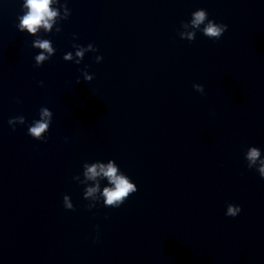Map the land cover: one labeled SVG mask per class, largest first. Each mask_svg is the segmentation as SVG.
Here are the masks:
<instances>
[{"label": "clouds", "instance_id": "obj_1", "mask_svg": "<svg viewBox=\"0 0 264 264\" xmlns=\"http://www.w3.org/2000/svg\"><path fill=\"white\" fill-rule=\"evenodd\" d=\"M54 0H24L22 8L24 14L18 17L19 23L17 28L20 32H27L28 34L35 35L41 27L46 31L52 29L53 24L57 17L63 20H67L71 15V10L67 7V0L65 3L60 4V8L63 9V16L60 14V9L50 8V5ZM58 3L59 0H56ZM203 25V27H201ZM191 27L193 31L179 32L181 39H187L193 41L196 38V32L200 31L202 34L209 39L219 40L223 34L227 31L228 25L223 23H216L214 20L208 18V13L204 9H198L191 14V19L188 22H181L182 28ZM57 33L61 31V28H57ZM78 47L76 56L83 58L84 52L87 50L97 51L92 45L88 44L87 49ZM33 48L43 50L40 54L34 57L35 65L37 67L42 66L48 61L55 53L54 49L49 40L36 39L32 43ZM47 53V55H45ZM65 61L72 59V54L67 53L63 56ZM96 62L99 63L103 57L96 56ZM76 64L81 63V59L75 61ZM85 81H91L92 75H89L87 71L82 72ZM79 83V80H77ZM43 82L41 81V85ZM193 88L200 93H204V87L201 84H193ZM39 119L34 120L31 125L28 126L27 134L35 140L46 142V135L49 131L52 123L53 113L46 107L39 109ZM26 123L23 115L12 117L8 120L9 126L15 131L17 124L24 125ZM244 158L247 162L249 169H255L259 176L264 179V156L261 154V149L256 146H250L247 148ZM107 178L109 187H105L101 193L103 197V205L105 207L119 208L124 202L135 192H137V186L132 180L124 174L117 163L114 160H109L107 164L104 163H87L83 164V177L84 180L80 181L81 184H86L87 181H95L97 177ZM74 180H79L80 176L73 177ZM99 190V185L93 187H86L83 192V198L87 200L89 197H94ZM63 206L68 211H74V205L68 195L63 197ZM96 206V203L88 204L86 207L91 210ZM241 212V207L235 204H228L226 215L230 217H236ZM99 226H97L98 228ZM98 236L96 239L98 240Z\"/></svg>", "mask_w": 264, "mask_h": 264}]
</instances>
